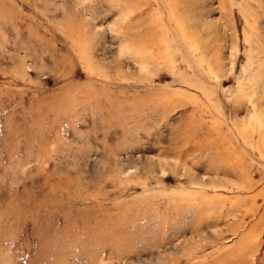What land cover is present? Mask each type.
I'll use <instances>...</instances> for the list:
<instances>
[{
    "label": "rangeland",
    "instance_id": "rangeland-1",
    "mask_svg": "<svg viewBox=\"0 0 264 264\" xmlns=\"http://www.w3.org/2000/svg\"><path fill=\"white\" fill-rule=\"evenodd\" d=\"M0 264H264V0H0Z\"/></svg>",
    "mask_w": 264,
    "mask_h": 264
}]
</instances>
